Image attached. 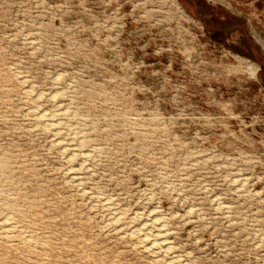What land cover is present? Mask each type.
<instances>
[{
  "label": "rangeland",
  "instance_id": "obj_1",
  "mask_svg": "<svg viewBox=\"0 0 264 264\" xmlns=\"http://www.w3.org/2000/svg\"><path fill=\"white\" fill-rule=\"evenodd\" d=\"M0 264H264V0H0Z\"/></svg>",
  "mask_w": 264,
  "mask_h": 264
}]
</instances>
